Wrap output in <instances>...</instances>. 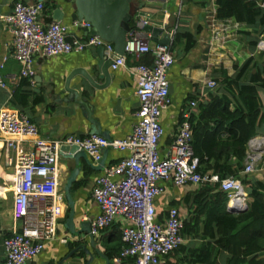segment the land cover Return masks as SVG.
<instances>
[{
	"label": "built area",
	"instance_id": "built-area-1",
	"mask_svg": "<svg viewBox=\"0 0 264 264\" xmlns=\"http://www.w3.org/2000/svg\"><path fill=\"white\" fill-rule=\"evenodd\" d=\"M43 9V1L24 3L17 0L9 13L0 15V21L9 25L12 33L10 55L20 66L19 76L27 78L30 84L34 83V57L37 55L51 57L99 45L104 46L108 56L113 55L112 43L98 35L75 37L69 34V26L64 22L41 21ZM208 17L211 27L209 45L224 44L227 26L218 22L215 4ZM147 23L145 19H139L136 29ZM73 24L90 27L87 21H74ZM136 29L129 34L124 53L114 55L110 65V69L124 65L127 54L140 58L148 52L152 57L151 63L138 60L131 66L137 84L138 104L136 121L125 137L108 138L101 134H67L57 139L41 137L36 124L26 113L14 107L0 108L3 164L12 168L8 181L12 193L11 216L14 221H21L19 229L2 239L4 252L0 264H27L46 243L56 238L63 198L59 191L58 157L63 145H76L95 161L105 147L127 152L117 162L103 167L92 188L99 212L89 219L90 233L96 235L116 217L120 216L124 221L120 232L122 246L109 264H122L129 259L133 264H161L164 256L183 241V216L177 206L167 205L161 219L155 208L165 181L177 187L219 182L220 188L228 194L227 209L246 207V190L239 179L233 176L219 179L216 173L197 169L199 160L192 148V128L188 120L196 106L195 99H191L180 112L182 117L173 138L165 150L159 152V140L163 135L160 115L171 100L167 72L174 62L170 43L176 27L171 30L167 44H150L148 37L136 33ZM256 48L264 50V38L258 41ZM0 85H5L1 76ZM204 85L213 89L217 82L208 79ZM260 137L264 138L256 136L248 142L243 172L257 170L264 153V139L256 141ZM24 142L29 144L26 149L23 148ZM236 196L243 199V204L229 207Z\"/></svg>",
	"mask_w": 264,
	"mask_h": 264
},
{
	"label": "crops",
	"instance_id": "crops-1",
	"mask_svg": "<svg viewBox=\"0 0 264 264\" xmlns=\"http://www.w3.org/2000/svg\"><path fill=\"white\" fill-rule=\"evenodd\" d=\"M17 0H0V15L11 11L14 2ZM25 3H33L37 0H30ZM45 7L41 13L40 19L43 22H49L54 19V9L60 7L62 11L61 22L69 26V34L75 37H86L87 28L75 26L71 19V7L67 0H41ZM48 1V3H46ZM142 5L133 15L134 21L145 19L147 24L155 26H164L170 24L167 30L176 27L179 31H195L196 44L188 52L182 51L183 42H179L173 49L172 54L174 62L167 72L169 82L170 103L161 111L160 123L163 128V135L159 140V152L162 153L171 139L173 138L179 121L180 112L185 107V98L190 93H208L216 91L217 86L209 89L204 84L208 79H214L219 76L220 67L228 74L233 72L232 64L241 63L251 53L245 47L246 38L242 35L243 29L248 28L234 21L219 20L220 24H234L231 29L229 45L234 47L235 54L228 67L229 56L227 50H221L224 45L218 44L211 47L209 45L211 27L208 12L214 6V0H141ZM264 6V0H255ZM179 10V12H178ZM131 26V23H130ZM227 27L224 29L226 30ZM136 33L148 37L150 44L155 43L149 38V34L138 27ZM12 33L9 25L0 21V76L5 85H0V108L14 107L11 105V96L16 87L19 86L21 78L19 76L20 66L18 62L11 57ZM232 44V46H231ZM237 51V53H236ZM226 65H220L225 59ZM97 56L96 47H89L82 51H72L70 53L58 54L51 57H34V83L24 85L31 94L28 104L25 105L24 112L34 122L41 137L57 139L67 134L84 136L90 134V122L86 115L82 114V108L76 101L65 102L67 95L65 89L66 81L70 87L77 89L78 98L85 97L92 118L95 119L101 131H105L109 138H123L133 127L136 121L135 111L138 100L135 93L136 81L132 74L131 66L135 65L139 58L131 54L126 55V62L115 69L109 67V79L106 84L103 79L97 77L94 73L96 69L93 66L92 59ZM5 57V58H4ZM4 58V59H3ZM226 66V67H225ZM83 68L89 75L90 80L76 73L70 78L71 71L75 68ZM40 100H37L38 98ZM37 100L36 102L34 100ZM16 108V107H14ZM18 109V108H17ZM258 136H263L260 134ZM23 148L29 147L28 142H24ZM105 165L115 163L121 157L127 155L126 151H120L113 148L106 149ZM102 155V153H101ZM95 165L96 161L90 158ZM68 165L59 156L60 165L59 191L62 193V212L57 221L56 238L46 243L43 250L31 259L27 264H109L111 258L107 252L116 251L121 241L120 232L124 224L122 217H116L114 222L106 228L101 229L94 235V241H90L88 234L83 238L72 236L73 228H79L81 220L92 219L98 212L99 207L92 197V188L95 178L103 172L101 169L89 167L85 161H81V169L75 176L72 183L71 198L73 199V228L67 229L65 220L68 217L69 206L65 197L63 187L66 178L72 167L75 166L73 160H68ZM259 171L253 173L254 177L264 181V162L257 168ZM10 171L3 164L2 140L0 139V263L3 259L4 248L1 244L4 236L11 231L19 229L21 221H14L11 216L12 211V193L9 183ZM86 172V174H85ZM85 174V175H84ZM85 179L83 183L77 182ZM164 191L156 198V211L161 219L165 213V208L175 201V206L181 213V208L185 209L183 198L188 191L197 186L186 184L180 187L174 186L169 181L162 183ZM64 239V240H63ZM184 240V239H183ZM83 244L87 250L79 248ZM122 246V245H121ZM120 246V247H121ZM181 255V254H179ZM130 260V259H129ZM123 262L122 264H128Z\"/></svg>",
	"mask_w": 264,
	"mask_h": 264
},
{
	"label": "trees",
	"instance_id": "trees-1",
	"mask_svg": "<svg viewBox=\"0 0 264 264\" xmlns=\"http://www.w3.org/2000/svg\"><path fill=\"white\" fill-rule=\"evenodd\" d=\"M214 4L218 20L233 19L248 28L242 35L251 54L241 63L234 62L230 74L219 69L216 91L202 96L190 93L184 104L186 107L191 99L196 100L188 120L192 148L199 160L197 169L216 173L219 179H239L246 190V207L227 209L228 194L219 182L188 191L182 200L186 206L181 230L184 240L164 256L161 264H264V181L243 172L249 140L264 134V50L255 52L258 41L264 38V6L255 0H214ZM130 23L136 29L134 19ZM195 34L176 30L171 50L183 42L182 51L188 52L197 42ZM151 59L147 52L139 61L151 63ZM21 78L10 102L24 112L31 92L21 87L28 85L27 78ZM121 245L107 252L108 256L118 253ZM128 264L133 261L128 260Z\"/></svg>",
	"mask_w": 264,
	"mask_h": 264
},
{
	"label": "water",
	"instance_id": "water-1",
	"mask_svg": "<svg viewBox=\"0 0 264 264\" xmlns=\"http://www.w3.org/2000/svg\"><path fill=\"white\" fill-rule=\"evenodd\" d=\"M29 2L30 0H25ZM41 1V0H37ZM72 9L70 17L72 20L87 21L90 23V27L87 29L89 36L98 35L105 41L111 42L113 45V55L110 57L104 51V46L99 45L96 47L97 56L92 59V63L96 71L94 72L98 78L103 79V83L106 84L110 77L109 67L112 63L114 55L123 54L126 44V40L129 38V34L133 32L130 21L133 19V15L139 6L142 5L141 0H67ZM54 19H62V11L60 7H57L53 11ZM170 24L164 26H155L151 24H145L143 29L149 34V38L160 44H167L170 40L168 29ZM76 73H80L83 77L90 80V75L83 68H75L71 71L68 78ZM65 89L67 95L64 97L65 102L76 101L82 108V114L86 115L90 122V134H101L109 138L105 131H101L99 125L95 119L92 118L89 110V105L86 102L85 97L78 98L77 89L70 87L66 81ZM102 150L101 157L96 161L94 165L89 159L86 152L79 149L76 145H63L60 149V157L64 160V164L68 165V160H73L75 166L71 168L66 183L63 187L67 204L69 206L68 217L65 220V226L67 229L73 228V199L71 198L72 188L71 185L75 181V176L81 169V161L93 168L101 169L105 166L106 149ZM236 209V208H233ZM240 210V209H238ZM72 236H78L83 238L88 234L90 241H94V235L90 233V221L81 220L79 222V228H73ZM79 248L87 250L83 244L79 245ZM61 264V261L58 263Z\"/></svg>",
	"mask_w": 264,
	"mask_h": 264
},
{
	"label": "rangeland",
	"instance_id": "rangeland-1",
	"mask_svg": "<svg viewBox=\"0 0 264 264\" xmlns=\"http://www.w3.org/2000/svg\"><path fill=\"white\" fill-rule=\"evenodd\" d=\"M228 23H229V25H227V29L224 30V34L226 35V40H225L224 45H223L220 49H221V50H227V53H228V56H229V62H228V67H229V66H231V65H230V60H232L233 55L235 54V51L233 50L234 47H232L233 49H231V47H230V45H229L230 39L232 38V36H231V29H233L235 26H234V24H233L232 22H228ZM231 46H232V44H231ZM259 50H260V49L256 48V49H255V52L258 53ZM236 53H237V51H236ZM224 58H225V59L222 61V63H220L221 66H222V65H223V66L226 65V62H227L226 55L224 56ZM225 67H226V66H225ZM220 68H221V67H220ZM263 159H264V153H263L262 159H261V160L259 161V163L257 164V167H258V168L261 166V164L263 165V163H261ZM258 171H259V170L257 169L256 171L252 172V174H253V173H257ZM245 203H246V200H245ZM181 213H182V214H185V213H186V211H185V209H183V207L181 208Z\"/></svg>",
	"mask_w": 264,
	"mask_h": 264
},
{
	"label": "bare ground",
	"instance_id": "bare-ground-1",
	"mask_svg": "<svg viewBox=\"0 0 264 264\" xmlns=\"http://www.w3.org/2000/svg\"><path fill=\"white\" fill-rule=\"evenodd\" d=\"M264 138H257V140H263ZM243 204V199L240 196L234 197L231 202L228 204L229 207L235 206V205H242Z\"/></svg>",
	"mask_w": 264,
	"mask_h": 264
},
{
	"label": "clouds",
	"instance_id": "clouds-1",
	"mask_svg": "<svg viewBox=\"0 0 264 264\" xmlns=\"http://www.w3.org/2000/svg\"><path fill=\"white\" fill-rule=\"evenodd\" d=\"M25 3V2H24ZM44 3V2H43ZM44 7H45V4H44ZM53 20H55V19H53ZM60 21V20H59ZM74 21H78V20H74ZM135 22H136V20H135ZM88 29V28H87ZM176 30H177V28H176ZM87 36H89L88 34H87ZM258 168V167H257Z\"/></svg>",
	"mask_w": 264,
	"mask_h": 264
}]
</instances>
